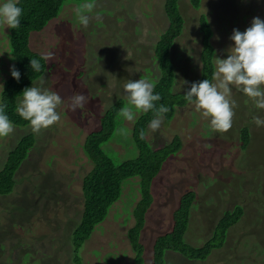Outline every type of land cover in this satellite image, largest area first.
Listing matches in <instances>:
<instances>
[{
	"label": "rangeland",
	"instance_id": "374dc122",
	"mask_svg": "<svg viewBox=\"0 0 264 264\" xmlns=\"http://www.w3.org/2000/svg\"><path fill=\"white\" fill-rule=\"evenodd\" d=\"M165 1L95 0L86 27L76 16L77 6L85 2L67 1L58 18L32 33L31 49L48 61L45 74L32 86L62 97L57 108L61 119L39 133L30 124L14 125L13 133L0 137V171L23 137L33 133L37 140L17 172L13 192L0 196V264H75L73 234L84 208L83 179L94 167L84 152L85 140L101 129V118L119 99L128 106L124 85L129 80L156 82L160 77L154 50L169 26ZM179 9L185 26L171 55L176 67L174 92H184L201 79L202 16L208 17L213 29L216 69V57L226 58L233 45V30H246L255 17L264 19V0H202L199 9L191 0H180ZM10 32L0 21V99L15 66ZM231 87L236 108L227 132L212 130L210 119L192 103L178 108L171 122L162 118L158 130L148 128L152 148L177 136L183 146L165 162L152 185L154 203L140 236L145 264L153 263L154 244L172 230L173 214L189 191L197 194L185 235L193 247H202L213 236L226 211L240 205L244 214L229 229L224 247L207 260L167 251L165 264H264V126L253 119H264V108L238 86ZM76 94L86 96L83 108L73 109ZM143 113L136 112L133 121L120 116L118 130L103 146L116 162L138 157L131 139ZM244 127L251 134L246 150L241 149L239 133ZM139 183V177L124 181L121 198L82 247L83 264H135L129 231L136 223L133 210L141 199Z\"/></svg>",
	"mask_w": 264,
	"mask_h": 264
},
{
	"label": "trees",
	"instance_id": "16d2710c",
	"mask_svg": "<svg viewBox=\"0 0 264 264\" xmlns=\"http://www.w3.org/2000/svg\"><path fill=\"white\" fill-rule=\"evenodd\" d=\"M67 1L79 3L87 0H20L19 6L23 9L22 25L10 32V47L15 68L21 72L20 80L10 76L4 85L2 99L7 104V114L14 125L24 127L29 122L23 119L16 111L18 99L22 97L25 88L31 87L46 72L48 61L42 59L40 53L34 52L30 47L32 33L43 31L50 22L58 18ZM202 0H191L195 9H199ZM180 0H166L165 12L169 19V26L160 37L155 46V60L158 62L161 75L155 82L154 91L159 93L162 99L157 106L164 104L170 111L163 114L165 122H171L176 110L190 103L184 98V92H174L176 81V67L172 61V50L176 40L182 35L185 20L179 9ZM201 31L203 33L202 63L203 70L200 81L214 80L216 72V50L211 43L213 29L207 16H202ZM40 59L43 65L41 72H34L30 66V59ZM199 81V82H200ZM154 82V81H153ZM126 107L123 98L119 99L101 118V129L92 132L85 140L84 152L94 164L93 169L83 179L84 208L79 225L73 234L74 263L83 264L81 250L84 244L91 238L96 227L103 223L110 208L121 198L124 181L139 177L141 199L133 210L135 225L129 231V239L135 251V264H145L144 246L140 242V236L146 226V218L149 209L154 203L152 185L155 178L162 171L165 162L176 155L182 149L181 139L177 136L171 143L159 148H152L147 139L149 123L155 118L152 110L143 113L136 120L132 143L139 154L136 159L123 163L115 161L110 153L103 150V146L109 142L116 131L120 120V109ZM241 149H248L251 142V134L248 127L239 130ZM36 136L31 133L23 137L16 148L9 153L4 169L0 171V196L13 192L16 185V175L21 166L28 160L36 146ZM113 157H111L110 155ZM195 191L185 193L179 202V207L173 214L172 230L160 236L154 244V259L152 264H165L167 251L182 254L190 260L205 261L216 249H222L226 243L228 230L238 223L243 216V208L236 205L233 211L225 212L215 227L213 236L202 247H193L186 243L185 235L190 223L191 210L196 202Z\"/></svg>",
	"mask_w": 264,
	"mask_h": 264
},
{
	"label": "clouds",
	"instance_id": "9594fccd",
	"mask_svg": "<svg viewBox=\"0 0 264 264\" xmlns=\"http://www.w3.org/2000/svg\"><path fill=\"white\" fill-rule=\"evenodd\" d=\"M19 2L20 0L0 2V21L12 29L22 25L23 9ZM94 8L95 0H87L77 6L76 16L82 26L89 24V13ZM230 39L233 45L227 57H216L217 69L214 79L219 83H213L209 79L199 80L198 83L193 82L190 90L184 94L187 102L194 104L204 117L210 119L211 129L217 132H227L232 127L236 108V101L230 98L232 85L238 86L242 93L252 98L258 108H264V19L255 17L251 26L244 31L234 29ZM30 66L34 72H41L43 69L41 60L36 58L30 59ZM11 75L19 81L21 72L13 65ZM155 87V82L148 79L129 80L124 85L128 106L120 109L121 116L127 121H133L136 112L147 113L152 110L156 116L150 121L149 128L152 131L158 130L163 114L168 113L170 109L164 104L157 106L156 102L162 97L154 91ZM85 102L84 94H76L72 98V107L83 108ZM62 103V97L58 93L40 86H31L23 90L16 111L29 122L33 132L39 133L61 119L57 108ZM6 109L7 104L0 99V137H7L14 131V123ZM253 119L257 126H264V119Z\"/></svg>",
	"mask_w": 264,
	"mask_h": 264
}]
</instances>
